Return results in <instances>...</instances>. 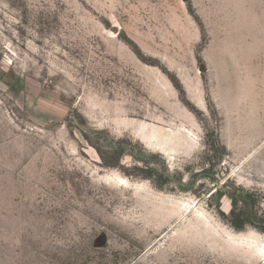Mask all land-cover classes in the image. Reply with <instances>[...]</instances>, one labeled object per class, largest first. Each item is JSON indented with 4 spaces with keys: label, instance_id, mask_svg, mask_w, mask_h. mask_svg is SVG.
<instances>
[{
    "label": "rangeland",
    "instance_id": "obj_1",
    "mask_svg": "<svg viewBox=\"0 0 264 264\" xmlns=\"http://www.w3.org/2000/svg\"><path fill=\"white\" fill-rule=\"evenodd\" d=\"M262 253L264 0H0V264Z\"/></svg>",
    "mask_w": 264,
    "mask_h": 264
},
{
    "label": "trees",
    "instance_id": "obj_2",
    "mask_svg": "<svg viewBox=\"0 0 264 264\" xmlns=\"http://www.w3.org/2000/svg\"><path fill=\"white\" fill-rule=\"evenodd\" d=\"M117 164H118V162L112 163V166H116ZM233 201H235V204H236V199H233ZM245 223H246V219H244L242 216H240V220L235 222V226L237 228H242Z\"/></svg>",
    "mask_w": 264,
    "mask_h": 264
},
{
    "label": "snow or ice",
    "instance_id": "obj_3",
    "mask_svg": "<svg viewBox=\"0 0 264 264\" xmlns=\"http://www.w3.org/2000/svg\"><path fill=\"white\" fill-rule=\"evenodd\" d=\"M262 255H264V253H262Z\"/></svg>",
    "mask_w": 264,
    "mask_h": 264
}]
</instances>
